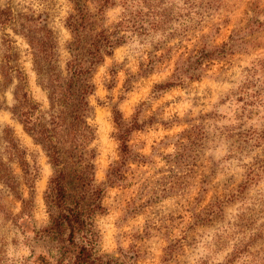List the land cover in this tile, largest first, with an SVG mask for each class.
<instances>
[{"label":"clouds","instance_id":"clouds-1","mask_svg":"<svg viewBox=\"0 0 264 264\" xmlns=\"http://www.w3.org/2000/svg\"><path fill=\"white\" fill-rule=\"evenodd\" d=\"M0 264H264V0H0Z\"/></svg>","mask_w":264,"mask_h":264},{"label":"trees","instance_id":"trees-1","mask_svg":"<svg viewBox=\"0 0 264 264\" xmlns=\"http://www.w3.org/2000/svg\"><path fill=\"white\" fill-rule=\"evenodd\" d=\"M59 195H60L61 198L64 197V192H63V189H62V188H61V190H60V192H59Z\"/></svg>","mask_w":264,"mask_h":264},{"label":"rangeland","instance_id":"rangeland-1","mask_svg":"<svg viewBox=\"0 0 264 264\" xmlns=\"http://www.w3.org/2000/svg\"><path fill=\"white\" fill-rule=\"evenodd\" d=\"M18 133H19L21 136L24 135L23 131H22L21 129H19V127H18Z\"/></svg>","mask_w":264,"mask_h":264}]
</instances>
